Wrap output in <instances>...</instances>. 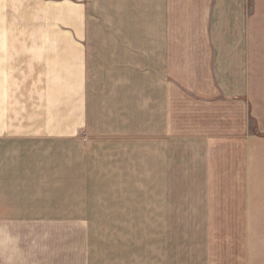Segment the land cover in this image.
<instances>
[{"label": "crops", "instance_id": "1", "mask_svg": "<svg viewBox=\"0 0 264 264\" xmlns=\"http://www.w3.org/2000/svg\"><path fill=\"white\" fill-rule=\"evenodd\" d=\"M51 2L58 9L56 17L65 18L60 29L69 35L59 39V58H53L59 69L37 86V98L32 92L27 98L12 97L11 117L4 114L5 101L0 102V258H12L2 264L67 261L49 246H29L26 257L31 254L33 260H16L17 249L26 254L19 243L23 236L33 237L27 239L31 242L47 230L67 237L64 230L108 222L118 223L112 228L125 235L130 232L125 223L185 220L192 227L211 223L210 229L205 226L211 231L205 237L223 238L237 234L229 227L240 231L231 217L240 220L245 213L250 220L264 214L259 208L263 203L242 205L233 199L236 203L229 204L227 198H182L179 193L181 158L187 160V179L194 180V164L212 157L210 148L219 150L235 134H243L234 140L251 148L260 138L256 135H264L263 2ZM86 63L107 65L92 71ZM54 93L59 100L48 103L45 96ZM185 95L192 132L184 130L181 120L185 112L180 98L184 103ZM209 110L216 119L213 125L206 122ZM22 124L23 133H16ZM5 127L12 133H4ZM249 152L259 153L255 148ZM165 178L175 193L157 197L166 188L157 183ZM20 206L29 208L28 215H15ZM212 222L221 227L213 231ZM253 228L246 237L258 240L245 248L264 246V231ZM208 241L198 253L220 254ZM78 248L75 257L87 263L86 247ZM119 250L123 259L131 253L125 247ZM247 263L252 264L251 255Z\"/></svg>", "mask_w": 264, "mask_h": 264}, {"label": "rangeland", "instance_id": "2", "mask_svg": "<svg viewBox=\"0 0 264 264\" xmlns=\"http://www.w3.org/2000/svg\"><path fill=\"white\" fill-rule=\"evenodd\" d=\"M51 1L0 0V70L2 71L0 76L4 75V78L2 76L0 78V102L5 101L4 114L9 117H11L12 97L23 99L32 92V95L34 94L37 98V86L46 79V76L47 80L53 77L56 70L59 69L57 61H53V58H59L56 53L59 39L67 38L69 35L60 29L65 18L56 17L58 9ZM260 1L263 2L261 23H264V0ZM53 53L55 55H52ZM86 64L92 71L95 68H106L107 65L106 63L104 65L102 63ZM262 70H264V61H261ZM44 72L46 73L43 77ZM90 78L88 73V81ZM260 80L261 86H263L264 77L261 76ZM45 97L48 103H54L60 98L56 93L48 94ZM45 97L42 95L44 100ZM185 98L184 103V98H180L181 110L185 112L181 116L182 125L186 132H188V128L189 132H192L194 124L189 117L187 108L189 97L185 95ZM192 109V112L195 113V108ZM208 113L207 125L215 124L216 119L213 112L209 110ZM104 115L106 117V111ZM190 122L191 126H188ZM251 123L253 122L251 121ZM23 124L16 127V133H23ZM237 126H241L240 118L237 119ZM252 128L254 134H258L254 123ZM4 133L12 132L6 130L5 127ZM236 137L243 139L244 135L235 134L229 142L221 143L219 150L210 148L212 157L206 158L207 156H205L199 165H195V162L193 173H191L194 180L187 179L185 172L188 169L187 160L181 158L179 186L183 187L179 188V193L182 198L221 197L227 198L229 204L236 203L230 201L233 199H238L237 203L242 205L247 203L264 204V147L261 143L264 140V135L262 133L256 135L260 138H255L254 143L251 142V148L245 141L234 140ZM33 147L43 149L39 145ZM253 148L259 153H250L249 151H252ZM158 185L166 188H163V191L158 190L157 197L174 195L175 190L171 188V180L165 178L161 183H157ZM188 186L191 190H183ZM194 186L195 189H193ZM199 186L201 189L197 188ZM20 201L27 202L28 200L21 198ZM231 207L234 206H229V208ZM65 208L70 209V206ZM259 208H264V206ZM14 209L15 215H28L27 212H30L27 206ZM4 212L10 213V211ZM234 217H231L230 221H237L240 231L236 232L234 227H229L228 229H232L233 233L237 234L230 235L229 232V236L223 238L205 237V234L211 233L210 230L209 232L205 231V226L208 225L210 229L211 223L196 222L192 227L191 223L185 220L125 223L130 230L125 235L121 234L122 232H119L117 228H112L118 223L108 222H89L87 228L78 231L64 230L69 235L74 234V236L68 235L67 237L57 236L58 231L47 230L46 236L35 237V241L28 242L27 239L33 237L23 236L19 243L21 248L26 250V254L24 256L17 249L16 260H33L31 254L29 258L26 257L29 246H35L36 250L49 246L53 251L64 253L60 256L67 258V261L61 264H248L249 255L252 256V264H264V246L246 247L259 250V253H247L244 246L247 242L258 240L246 237L250 227L254 226L253 229L264 231V214L259 213L258 216L254 214L250 220L248 214L245 213L240 220H235ZM219 225V222H212V230L219 229L221 227ZM229 225H234V223H225L224 226ZM208 239L210 245L215 247V253L219 252L220 254L198 253L202 251L199 248L207 246ZM79 246L86 247L87 263L83 262L82 256L75 257L74 253L79 249ZM123 247L131 251L127 255L129 257L125 259H123V250H119ZM66 251L67 253H65ZM118 256H122L121 260L110 259ZM43 257L41 255V258ZM5 261L10 262L12 258L1 256V264Z\"/></svg>", "mask_w": 264, "mask_h": 264}]
</instances>
